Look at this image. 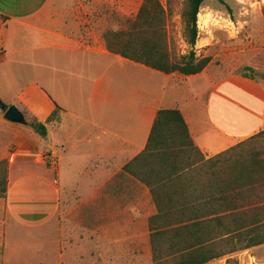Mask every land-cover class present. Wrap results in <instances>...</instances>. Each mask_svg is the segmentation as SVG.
<instances>
[{"label": "crops", "instance_id": "0c3cea01", "mask_svg": "<svg viewBox=\"0 0 264 264\" xmlns=\"http://www.w3.org/2000/svg\"><path fill=\"white\" fill-rule=\"evenodd\" d=\"M143 1L0 0V83L12 93L9 101L23 103L43 121L57 105L62 108L41 151L56 153L54 168L37 159L39 151H24L34 158L10 166L3 200L17 225L41 229L59 209L54 170L67 186L86 182L92 196L100 197L95 226L117 229L96 252L110 260L144 257L152 264L148 220L157 207L149 188L124 168L144 150L157 112L180 109L210 158L264 129V79L241 73L218 78L207 67L194 75L166 74L110 52L103 40L110 21L135 18ZM209 42L199 34L196 51ZM198 80L204 88L186 97L185 85ZM77 172L87 174L85 180L78 182ZM141 228L147 229L140 233L144 243Z\"/></svg>", "mask_w": 264, "mask_h": 264}, {"label": "trees", "instance_id": "16d2710c", "mask_svg": "<svg viewBox=\"0 0 264 264\" xmlns=\"http://www.w3.org/2000/svg\"><path fill=\"white\" fill-rule=\"evenodd\" d=\"M204 1L184 0L186 53L172 47V0L166 5L162 0H144L135 18H120L117 29L104 31L105 46L166 74H199L211 62L195 48ZM262 12L264 17V7ZM252 70L245 66L241 74L255 79ZM18 107L41 138L61 121L59 105L44 121L23 103ZM124 170L149 188L157 207L148 220L153 264H206L264 244V129L206 158L183 112L160 109L144 150ZM8 176L4 159L0 161L1 198L7 195ZM233 260L229 257L227 264Z\"/></svg>", "mask_w": 264, "mask_h": 264}, {"label": "rangeland", "instance_id": "374dc122", "mask_svg": "<svg viewBox=\"0 0 264 264\" xmlns=\"http://www.w3.org/2000/svg\"><path fill=\"white\" fill-rule=\"evenodd\" d=\"M166 5L167 0H162ZM264 0H205L198 15L199 34L208 39L209 44L197 54L211 57L207 74L218 78L241 73L245 66L253 68L251 73L264 79ZM170 16V35L172 47L177 53H186L189 47L185 41L182 11L184 0H172ZM121 19L110 21L108 28L117 29ZM25 77V74H23ZM203 84V83H202ZM199 80L193 85L186 84V97L192 89L202 85ZM211 84V83H209ZM0 94L9 101L12 93L0 83ZM190 98V97H189ZM19 103V102H18ZM13 104V103H11ZM18 106V105H17ZM40 135L29 124L9 122L0 110V161L8 160V171L16 161H30L33 153L39 151L40 159L46 168H54L44 158L49 151L41 152L49 145V138ZM74 166V165H72ZM84 165H76L71 170ZM72 172V171H71ZM75 174V172H73ZM54 179L60 187V204L52 221L41 229H25L10 217L3 198L0 197V262L3 264H151L148 258L110 260L97 253L98 247H105L104 238L117 229L95 226L100 197L92 196L88 185L77 189L59 181L54 170ZM78 182L85 180L87 174L77 172ZM74 178V177H73ZM98 226V225H97ZM141 230V231H140ZM147 229H139V234ZM146 235L140 234L144 243ZM234 260L229 264H264V244L233 253ZM227 256L211 261L209 264H227ZM153 264V263H152Z\"/></svg>", "mask_w": 264, "mask_h": 264}, {"label": "water", "instance_id": "95a60500", "mask_svg": "<svg viewBox=\"0 0 264 264\" xmlns=\"http://www.w3.org/2000/svg\"><path fill=\"white\" fill-rule=\"evenodd\" d=\"M0 110L3 112V118L9 122L27 125L28 120L24 112L16 105L5 101L0 95Z\"/></svg>", "mask_w": 264, "mask_h": 264}, {"label": "built area", "instance_id": "2783aa9c", "mask_svg": "<svg viewBox=\"0 0 264 264\" xmlns=\"http://www.w3.org/2000/svg\"><path fill=\"white\" fill-rule=\"evenodd\" d=\"M55 158H56V153L53 151V150H51V151H49L46 155H45V160L48 162V163H51V162H53L54 160H55Z\"/></svg>", "mask_w": 264, "mask_h": 264}]
</instances>
